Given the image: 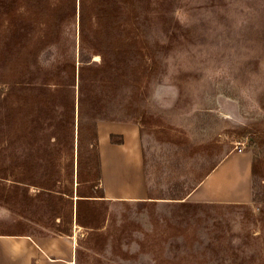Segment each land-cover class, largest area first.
Instances as JSON below:
<instances>
[{"label":"rangeland","instance_id":"1","mask_svg":"<svg viewBox=\"0 0 264 264\" xmlns=\"http://www.w3.org/2000/svg\"><path fill=\"white\" fill-rule=\"evenodd\" d=\"M82 12L106 60L80 41ZM93 64L85 93L101 121L139 125L154 199L99 202L84 228L75 201L93 193L94 150L63 105L77 107L78 69ZM114 68L123 79L104 89ZM224 152L250 155V202L187 200ZM26 237H69L73 264H264V0H0V255Z\"/></svg>","mask_w":264,"mask_h":264},{"label":"crops","instance_id":"2","mask_svg":"<svg viewBox=\"0 0 264 264\" xmlns=\"http://www.w3.org/2000/svg\"><path fill=\"white\" fill-rule=\"evenodd\" d=\"M97 152L100 189L109 202H148L151 196L146 181L140 127L134 122L98 121ZM252 160L250 155L224 152L220 160L186 199L216 205L248 204L251 198ZM22 238L24 251H8L2 256L10 264H73L72 241ZM57 254V255H56ZM3 262L4 260H0Z\"/></svg>","mask_w":264,"mask_h":264},{"label":"trees","instance_id":"3","mask_svg":"<svg viewBox=\"0 0 264 264\" xmlns=\"http://www.w3.org/2000/svg\"><path fill=\"white\" fill-rule=\"evenodd\" d=\"M82 3V2H81ZM83 7V5H82ZM55 17V16H54ZM93 19V15L90 16ZM96 17V20H95ZM94 20L95 22L101 18L98 15H95ZM56 18V17H55ZM55 20V19H54ZM60 17H57V22H60ZM90 19L86 18L84 16V12L81 13V17H80V22H79V37H80V41L81 43H84V45L88 48L91 49V51L96 54L99 55L103 60H106V55L104 53H102V51H99V47H100V43L98 42V40L100 39H96V37H99V30H94L95 27L92 28L93 24L90 23ZM95 24V23H94ZM97 27V26H96ZM55 29V28H54ZM50 36L49 34L46 35L45 39L41 43V47H45L48 43H50ZM98 42V43H97ZM107 45L109 46V50L111 51V54H113L114 56L117 55V48L116 45L114 44H110L107 43ZM40 51V48H38L37 53ZM36 53V52H35ZM106 68V67H105ZM69 69L71 71V73L69 72L70 77L72 78V80L75 79V66H69ZM98 67L93 64L90 66H82L78 69V80L80 81V87H79V91H78V100H77V107H75V101L74 99H66L65 104L63 105L65 108V115L67 117V123L69 121V127L73 128L74 131V123H75V119L77 118L78 123H77V131H78V140L83 141L86 140L89 144L90 147L93 148V152L91 151L90 153V158L92 160H94V162L88 163V165H92L93 166V173L91 174V177L89 180H87L86 182L90 183L91 186L90 188L93 189V193H91L89 196H81L78 195L76 196V224L79 225L80 227H88L92 224V220L89 219V216H93V211L95 208V205H100L103 204V202H105L106 200L103 197L102 191L100 190V192L97 195L96 190H99L98 188V184L100 183V167H99V159H98V152H97V137H96V123L98 121L103 120V118L100 117V115L102 114L105 106L103 107V105L100 103V101H98L99 99H97L96 102V98H93V96L87 95L85 93L86 89L91 88V87H95L97 86L96 81L93 80L92 81H86V79L84 78L85 73L89 72V73H97ZM119 70L117 68H114V77L116 80H114L115 83L112 82H104L106 79H103L101 81L98 82V84L102 85L104 87V89L110 88L111 86L115 85V88H118L117 84L119 83L120 79H123L124 73L118 74L116 72H118ZM57 88L55 89L54 92L50 91L53 95H56V97H59L61 95V93L63 92L62 88V83H60L58 81L57 84ZM86 85V86H85ZM88 85V86H87ZM96 88H100V87H96ZM94 91V88H92L90 90V92ZM39 98L41 99V96H39ZM60 98V97H59ZM49 111H59V109H52V106L50 107ZM64 112V110L62 109V112H60L61 114ZM59 114V115H61ZM64 114V113H63ZM76 114V115H75ZM38 116H36V120H38ZM52 119V115L50 117ZM35 117L32 120H34ZM35 120V122H36ZM106 120V119H104ZM55 121V120H54ZM52 119V123L51 126H54V129H59L60 127H62V123L60 122V120H58V122H54ZM26 125H24V127L28 128L29 126V122L26 120L25 122ZM66 125V124H65ZM60 131V130H59ZM54 139L56 141H59V135H55ZM33 144L34 142L32 141L30 144L28 143L29 146H31V149H33ZM30 169V168H28ZM79 169V168H78ZM77 177H80V173L78 170L77 173ZM19 184H24L22 183V181H16ZM18 185H15V189H19ZM47 189V188H46ZM48 190V189H47ZM57 196L59 197L60 200H62L61 198H63V196H67L65 195V193H56ZM69 198H71L72 196L68 195ZM100 202V204H99ZM89 209V210H88ZM87 210L88 213H90V215H87Z\"/></svg>","mask_w":264,"mask_h":264}]
</instances>
